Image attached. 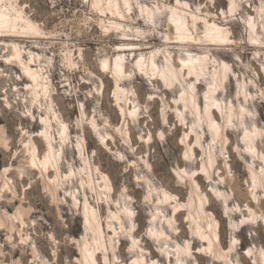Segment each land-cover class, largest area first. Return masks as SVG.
<instances>
[{"label": "rangeland", "instance_id": "rangeland-1", "mask_svg": "<svg viewBox=\"0 0 264 264\" xmlns=\"http://www.w3.org/2000/svg\"><path fill=\"white\" fill-rule=\"evenodd\" d=\"M177 1L132 0L131 13L119 20L99 0H10L37 30L26 28L2 38L5 42L0 45V221H4L0 222V264H87L81 253L85 245L95 249L98 264H130L140 257L146 264H179L174 249L187 242L194 252L184 257L187 264H257L254 260L264 249L263 222L249 223L241 231L231 230L228 222L249 215L246 202L264 214V190L257 187L252 193L249 177L253 167L263 169L264 178V160L246 153L242 140L243 131L252 132L256 126L261 133L254 141L258 155H264V0ZM140 6H159L155 24ZM170 7L227 27L230 41L219 46L206 40L202 22L196 35L200 41L176 39L168 26ZM249 21L255 24V36ZM10 42L18 45L24 62L48 79L46 93L34 86L23 65L6 61L13 54ZM188 49L194 54L206 52L220 64L224 60L234 71L218 90L221 112H213L222 126V140H212L204 118L192 128L196 118L179 101L181 84L167 86L158 73L147 74L135 65L141 54L149 58L157 51L153 59L162 66L168 50L179 71ZM119 55L124 57L127 75L117 82L125 90L117 98L112 69ZM189 77H182L183 85H194L192 92L202 108L211 78ZM239 83L248 92L245 97ZM229 102L249 110L242 119L235 112L231 124L224 112ZM41 116L50 118L49 136L55 149L61 150L59 163L46 169L29 162L35 147L40 159L47 153ZM62 125L68 128L65 142L58 134ZM188 143L190 150L197 146L190 158L184 156ZM210 145L216 158L211 176L198 177L195 188L192 179ZM100 173L108 177L110 190L103 188ZM154 187L174 198L158 201ZM212 187L229 195V208L215 197ZM195 192L207 194L208 211L220 223L221 248L229 246L232 236L237 239L226 258H219L212 248L204 250L206 241L193 233L189 215L195 213L185 203L196 198ZM84 200L95 208L103 227L102 246L94 245V233L82 226ZM174 200L183 203L177 210ZM126 206L132 216H123V231L111 214H121ZM157 211L168 219L176 214L173 226L166 225L162 216L152 221ZM162 225L168 237L156 240L150 230ZM133 243L138 249L131 247ZM250 248L252 257L247 253Z\"/></svg>", "mask_w": 264, "mask_h": 264}, {"label": "bare ground", "instance_id": "bare-ground-1", "mask_svg": "<svg viewBox=\"0 0 264 264\" xmlns=\"http://www.w3.org/2000/svg\"><path fill=\"white\" fill-rule=\"evenodd\" d=\"M103 3V8L107 11H109L111 14H116L118 16V19H122L126 16V13H131L134 5L132 0H99ZM136 1V0H135ZM181 1H177V4ZM140 4V2H139ZM184 5H188L186 2H183ZM159 6H156V9H150L148 7L143 8L140 6V10L142 12H145L149 17L152 16V23L154 22V16L156 15V10H158ZM233 8V5L231 6V9ZM170 10L172 12V19L168 23V26L173 28L174 33L176 35V39H184L187 43L190 41L197 42L201 40V36H196L198 33L200 22L203 23L205 26L204 37L206 40H209L214 45L223 46L224 44L227 45V42L230 41L229 36V29L224 26H220L216 24L214 21L208 20L205 17L201 15H197L196 13H185L182 10H179L174 7H170ZM188 14V15H186ZM126 18V17H125ZM26 23V26H25ZM111 24L116 25V27H122V24L119 21H112ZM252 35H256L255 31V24L253 21H249ZM36 27V26H35ZM34 27L33 23L29 20H23L21 18V13H18L13 7L10 2V0H0V45H3L5 41L1 40L5 37H12L16 34L24 33L25 29L30 28L33 31H36L37 29ZM120 30V29H119ZM140 31V30H139ZM170 34V33H169ZM20 36V35H19ZM203 37V39H204ZM169 36L167 35V39ZM171 39V37H170ZM9 44V43H8ZM7 44V45H8ZM10 46L12 49V57L5 58L6 61L10 60L16 62L19 65L24 66V73H26L32 80V83L35 87H40L42 90H44V93H46L47 87H48V79H45L43 73H41L40 69H34L27 64V62L23 61L22 53L20 52L18 45L15 42H10ZM126 49H131V46L127 47ZM157 51H160L159 49ZM156 51V52H157ZM156 52H152L149 58H144L143 54H141L139 57L136 58L135 65L138 69L144 71L145 73H149V71H154L156 74L158 73V78L163 81L167 86H171L175 83L181 84V94L179 101H181L185 107L189 109V111L194 115L196 118L194 122V127L199 126L200 120L204 118L207 127L212 135V140H215L219 138V140H222L224 135H222V126L218 124L216 119L214 118L215 110H219L221 112L220 106H219V99L218 96L220 94L219 88H221L223 82L227 80L230 76L231 72H234L228 65L226 61L223 60V62L220 64L218 63L214 58L208 55V53H201V54H194L189 49L186 51V57L182 58L180 61V67L179 71L176 69L175 63L172 60L171 52L166 50L164 52L165 55V62L162 64V66H158L156 62L154 61V57L156 55ZM33 54L30 53V59H32ZM178 65V64H177ZM103 66L108 67L109 64L107 60L103 61ZM112 72L115 76V88H114V94L117 98L120 97V95L125 91L119 83H117L120 79L125 77L127 75V71L125 70L124 65V57L117 56L114 59L113 69ZM188 75L190 76V79L196 78L199 79L201 77H210L211 78V84L205 91L202 101L203 106L201 108L198 99L196 98L195 94L192 92L194 89V85L192 83H189L187 86L183 85V79L182 77ZM185 78V77H184ZM239 91L242 96H246V93H248L246 90H244V84L239 83ZM37 99V96L35 97ZM240 105V103H238ZM203 111V114H201ZM249 111L244 106L234 107L232 102H229L226 110L224 111L227 116V123L231 124V118L232 115L236 112L240 119L243 118L244 113ZM41 123L44 124L45 128L41 131V135L43 136V139L46 140L47 143V153L44 155L42 159H40L37 156L36 147L31 150V158L29 160L31 166H35L38 168H49L54 167L59 163L57 161V158L61 154L60 149H55L53 145V141L49 136V127L51 126L52 122L50 121L49 117H42L41 116ZM94 130L97 132L98 126L96 123L93 122ZM67 126L62 125L61 129L59 130V139H61L62 142L66 141V138L68 137L67 134ZM2 132V131H1ZM261 130H259L256 126H254L253 131L250 132L248 130L243 131V142L246 146V153L250 155H257L259 158L264 160V155L261 153L258 155L257 147L255 144V137L257 135H260ZM194 136L196 137V143L197 145L202 148L203 147L200 143V136L197 132L194 131ZM102 138V141H104V138ZM1 140V139H0ZM55 143V142H54ZM28 144V143H27ZM188 149L185 151L184 156L190 158L191 155L195 153V150H197V146H194L193 149L190 150L191 143L187 144ZM209 149L205 151V158L202 161L201 167H199L197 170L199 171L196 176L193 177V185L194 187H198V180L197 178L206 174L208 177L211 176L210 169L213 167L216 158L213 157L212 150L213 147L210 145L208 147ZM81 150V149H80ZM39 170V169H38ZM50 171V170H49ZM47 172V171H46ZM58 173V168H56V171ZM263 169L261 171H258L257 168L250 167L249 168V177L252 179L253 187L252 193L254 190L259 187L260 189L263 188L264 190V178H263ZM47 174V173H46ZM101 174V179L103 182V185L105 189L110 190L112 188L108 177L103 174ZM181 180V179H180ZM234 181V180H233ZM228 182V181H227ZM94 184V183H93ZM236 186V185H235ZM234 188V187H233ZM158 197V201H168L171 198H174L171 193L163 190L159 191L156 187L152 189ZM151 190V191H152ZM211 190L214 192L215 197L218 198L219 201H222L223 203H227V206L229 208V195L221 190V188H211ZM150 191V192H151ZM236 191V190H235ZM240 191V190H239ZM240 193L238 192V196L240 197ZM161 194V195H160ZM196 198H189V200L185 203V207H189V211L192 209L195 213V215H189L190 223L195 225L193 230V233L199 237L204 242L206 241V244L203 243L204 250L206 248H212L211 252H213L215 255H217L219 258H226L228 252L233 251L234 249V242L237 240L234 236L231 237V242L227 248H221L220 241H219V221L217 218L213 215V213H210L208 211V205L206 202L208 201L207 194H203V192L198 193L195 192ZM256 193H254V196ZM243 197V196H242ZM245 201V200H244ZM3 202V201H2ZM246 202V201H245ZM252 202V201H251ZM174 210H177L179 207L182 206L181 202L175 201ZM83 220H82V226L84 229L92 231L94 233V245L102 246L103 242L101 241L102 238V232L103 227L101 226V223L99 222L98 216L96 214L95 208L92 207L91 204H88L87 200H84L83 202ZM247 211L249 212V215L242 214V218L240 221H229V228L231 230L234 229H241L248 225L249 223H256L260 224L263 222L264 224V214L260 213L258 210L254 209L250 202H246ZM121 210V209H120ZM180 211V209H179ZM121 214H111V218L114 219L116 222L119 223L120 229L124 231V221L123 216L131 218L132 211L129 207H124L121 211ZM160 212L157 211L154 214V217L152 218V221L160 220L162 216V220L164 219V222L166 225L172 227L173 221L175 220V216L173 219L165 218V215L159 214ZM179 213V212H178ZM177 213V214H178ZM242 213V211H241ZM22 212L20 213V215ZM22 217V215H21ZM225 217V216H223ZM206 219L209 221H206ZM1 222V221H0ZM4 222V221H3ZM1 222V223H3ZM5 224V223H4ZM110 227L114 228V226ZM241 227V228H239ZM115 232V228H114ZM150 235L153 236L156 240L166 239L168 237L167 231L164 230L163 225L160 229H151ZM89 246V245H88ZM175 255H176V261L179 264H187L184 257L187 255L193 256L194 252H192V247L189 246V243L187 242L184 246H179L176 244ZM133 249H138L136 243H133L131 246ZM210 250V249H209ZM137 251V250H136ZM141 251V250H140ZM82 259L87 264H98L97 259L95 257V249L90 250L86 245L83 247L82 250ZM200 253V252H199ZM247 253L249 255L253 254L252 248H250ZM252 257V255H251ZM254 262L257 264H264V249H261L257 260L255 259ZM130 264H146V261L144 257L135 258L133 261L130 262ZM150 264H153L152 262Z\"/></svg>", "mask_w": 264, "mask_h": 264}]
</instances>
